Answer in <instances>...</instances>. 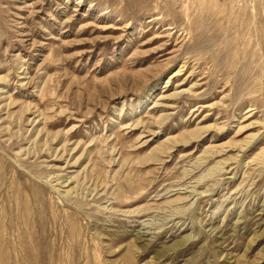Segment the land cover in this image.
<instances>
[{"label": "rangeland", "instance_id": "1", "mask_svg": "<svg viewBox=\"0 0 264 264\" xmlns=\"http://www.w3.org/2000/svg\"><path fill=\"white\" fill-rule=\"evenodd\" d=\"M0 264H264V0H0Z\"/></svg>", "mask_w": 264, "mask_h": 264}]
</instances>
